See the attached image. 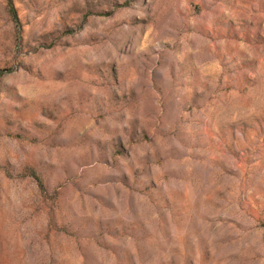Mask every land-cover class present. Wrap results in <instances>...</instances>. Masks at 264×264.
Wrapping results in <instances>:
<instances>
[{
    "label": "rangeland",
    "instance_id": "1",
    "mask_svg": "<svg viewBox=\"0 0 264 264\" xmlns=\"http://www.w3.org/2000/svg\"><path fill=\"white\" fill-rule=\"evenodd\" d=\"M0 264H264V0H0Z\"/></svg>",
    "mask_w": 264,
    "mask_h": 264
},
{
    "label": "trees",
    "instance_id": "2",
    "mask_svg": "<svg viewBox=\"0 0 264 264\" xmlns=\"http://www.w3.org/2000/svg\"><path fill=\"white\" fill-rule=\"evenodd\" d=\"M1 74H2V71L0 70V76H1Z\"/></svg>",
    "mask_w": 264,
    "mask_h": 264
}]
</instances>
